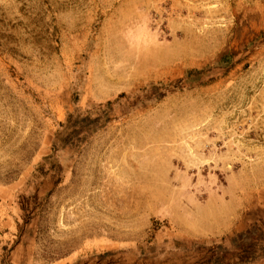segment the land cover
Listing matches in <instances>:
<instances>
[{
  "label": "rangeland",
  "instance_id": "rangeland-1",
  "mask_svg": "<svg viewBox=\"0 0 264 264\" xmlns=\"http://www.w3.org/2000/svg\"><path fill=\"white\" fill-rule=\"evenodd\" d=\"M0 264H264V0H0Z\"/></svg>",
  "mask_w": 264,
  "mask_h": 264
},
{
  "label": "bare ground",
  "instance_id": "bare-ground-1",
  "mask_svg": "<svg viewBox=\"0 0 264 264\" xmlns=\"http://www.w3.org/2000/svg\"><path fill=\"white\" fill-rule=\"evenodd\" d=\"M160 50L161 49H158V50H156L155 51V53H154V55L153 54H144L145 56H144V58L141 60V66H145L146 64L148 65V64H154V65H160V66H162V67H166V66H168L169 65V63L171 62V61H173V59L171 58V56H170V54H168V57L167 58H165V59H163L162 61H159V60H157V58H158V56L160 55ZM173 53V52H172ZM177 54V56L178 55H180V53H176ZM175 54V55H176ZM182 55L183 54H185V53H181ZM173 55H174V53H173Z\"/></svg>",
  "mask_w": 264,
  "mask_h": 264
},
{
  "label": "trees",
  "instance_id": "trees-1",
  "mask_svg": "<svg viewBox=\"0 0 264 264\" xmlns=\"http://www.w3.org/2000/svg\"><path fill=\"white\" fill-rule=\"evenodd\" d=\"M71 125H73V124L71 123L70 118H69V120L67 121V123L64 125V130H67L68 131V129L71 128ZM69 134H70V132H69ZM64 142H66V140Z\"/></svg>",
  "mask_w": 264,
  "mask_h": 264
}]
</instances>
